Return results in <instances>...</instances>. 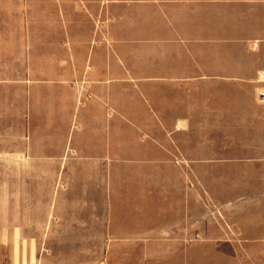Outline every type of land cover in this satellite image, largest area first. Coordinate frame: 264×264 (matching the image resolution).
Returning <instances> with one entry per match:
<instances>
[{"label":"rangeland","instance_id":"rangeland-1","mask_svg":"<svg viewBox=\"0 0 264 264\" xmlns=\"http://www.w3.org/2000/svg\"><path fill=\"white\" fill-rule=\"evenodd\" d=\"M143 3L0 0V152L38 199L101 196L108 264H264L263 84L139 78L158 70Z\"/></svg>","mask_w":264,"mask_h":264},{"label":"crops","instance_id":"crops-1","mask_svg":"<svg viewBox=\"0 0 264 264\" xmlns=\"http://www.w3.org/2000/svg\"><path fill=\"white\" fill-rule=\"evenodd\" d=\"M142 1L143 14L157 22L144 24L150 33L144 37L158 45L157 54L143 52L158 60L142 64L157 63L158 70L139 78L175 80L193 89L187 93L182 87V95L200 97L213 94L216 82L259 83V99L264 0ZM198 104L199 110H210L208 99ZM257 104L264 111V102ZM260 161L263 169L264 152ZM0 170L6 176L0 179V264H108L100 246L88 242L110 238L106 225L111 216L104 215L101 196L96 199L83 185H65L53 186L50 198L38 199L35 186L23 184L22 156L16 151L0 152Z\"/></svg>","mask_w":264,"mask_h":264},{"label":"built area","instance_id":"built-area-1","mask_svg":"<svg viewBox=\"0 0 264 264\" xmlns=\"http://www.w3.org/2000/svg\"><path fill=\"white\" fill-rule=\"evenodd\" d=\"M263 83H264V80H263ZM258 96H259L260 100L262 102H264V89H262V90L259 91Z\"/></svg>","mask_w":264,"mask_h":264}]
</instances>
